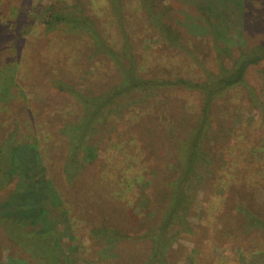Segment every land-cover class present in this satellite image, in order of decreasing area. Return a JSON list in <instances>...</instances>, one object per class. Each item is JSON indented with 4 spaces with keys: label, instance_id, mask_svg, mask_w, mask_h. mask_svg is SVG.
I'll list each match as a JSON object with an SVG mask.
<instances>
[{
    "label": "rangeland",
    "instance_id": "rangeland-1",
    "mask_svg": "<svg viewBox=\"0 0 264 264\" xmlns=\"http://www.w3.org/2000/svg\"><path fill=\"white\" fill-rule=\"evenodd\" d=\"M73 1L0 0V140L18 128L20 149L25 153L34 149L41 166L52 161L60 168L65 141L56 131L80 112L79 105L54 87L52 80H65L82 93H90L99 91L112 73L98 57L87 60L81 56L85 54L82 50L87 42L85 38L64 34L58 28L44 33L46 6L59 8ZM163 1L166 5L173 4L174 20L190 36L185 39L186 45L206 67L215 69L209 42L211 34L218 37L225 49L226 64L231 61L227 57L230 53L234 55L253 44H264V0ZM88 2V12L105 30L106 38H110L114 46L120 45L109 1ZM122 3L125 31L137 48L143 75L164 72L167 69L163 70L162 66H166L172 74L203 78L198 64L181 50L168 49L161 35L147 26L139 0H122ZM246 75L253 91L235 87L217 104L214 131L209 140V147L216 156L214 165L208 171L204 169V181L196 188L188 215L195 235L184 234L173 244L175 264H264V235L255 230L243 234L242 228L241 231L236 228L242 220L235 207L244 190L253 192L251 206L260 207L264 214V59L249 66ZM166 96L135 116L136 120L126 112L121 120L113 121L114 127L94 140L92 150L96 156L78 177L76 185L67 186L59 173L58 190H54L57 204L46 194L50 220L62 231V248L72 255L74 264H92L97 259L105 263L118 255L131 254L137 261L148 251L146 241L117 240L95 247L89 238L92 222L105 219L131 233L141 230H138L142 228L141 220L147 215L134 212L138 201L136 193L122 191L120 196L109 193L104 200L98 198L90 203L87 195L94 177L114 157L109 149L111 144L113 148L114 144H119L133 159L132 165L127 167L129 177L147 164L143 173L152 181L146 189L149 209L152 211L166 201L162 199L167 192L165 179L177 173L173 165L171 128L176 125L180 111L193 115L200 108V97L195 93L173 91ZM168 100L172 103L170 107ZM99 130L104 131L102 127ZM242 165L259 166L260 170L252 175L238 170ZM29 167L31 172L37 170L36 166ZM22 176L25 181L33 180L28 178V172ZM34 176L39 181L47 177L41 171ZM112 179L107 184L109 191L116 188ZM15 182L1 192L0 203L14 191ZM75 199L82 201L75 204L82 212L77 216L71 201ZM21 253L0 229V262L5 264L12 257L11 264H33Z\"/></svg>",
    "mask_w": 264,
    "mask_h": 264
},
{
    "label": "trees",
    "instance_id": "trees-1",
    "mask_svg": "<svg viewBox=\"0 0 264 264\" xmlns=\"http://www.w3.org/2000/svg\"><path fill=\"white\" fill-rule=\"evenodd\" d=\"M108 1L120 34L121 43L118 46H114V42L106 38L105 30L98 26L88 12V0H75L59 8H52L49 5L45 9L48 12L44 33H50L58 28L64 34L85 38L87 42L82 49L85 54L81 56L84 55V59L87 60L98 57L112 72L99 91L92 90L90 93H82L75 85L65 80L59 78L52 80L53 86L67 94L80 109L74 120H67L56 131L57 136L65 141L60 168L52 161L41 166L38 161L39 155L34 149L29 153L20 149L21 145L17 139L18 128L0 140V195L16 181L14 191L0 203V229L12 245L22 252L23 257L28 256L33 264H74L72 255L66 254L62 248V231L49 217L50 202L46 194L51 201L57 199L54 190L59 183L58 174L62 175L67 186L76 185L78 177L96 156L92 150L94 140L101 138L103 133H107V129L114 127L113 121L121 120L126 112L136 120L135 116L153 106L157 100L165 99L167 94L185 91L200 97V108L193 115L180 111L179 116H176V125L171 128L174 134L173 165L177 168V173L173 177L168 175L165 179L167 192L162 199L166 201L154 207L152 211L149 209L146 189L151 186L152 181L143 173L148 168L147 164L140 166L129 177L130 170L127 167L132 165L133 159L119 144H114V148L111 144L109 149L114 157L100 174L94 177L90 185L92 189L90 188L91 191L87 195L90 203L98 198L104 200L109 193L120 196L122 191L134 192L138 196L134 212L140 214L145 212L147 215L145 220H141L142 228H138L141 230L133 233L112 225L106 219L98 223L92 222L88 233L95 247L117 240L148 243L145 256L137 261L132 259L131 254L128 257L118 255L116 259L107 260L105 263L97 259L92 264H175L173 244L184 234L195 235L188 215L196 188L204 181V169L208 171L214 165L216 156L209 147V140L214 131L213 121L217 104L229 90L238 86L251 93L253 90L247 82V69L264 59V44L258 43L238 50L234 55L230 53L227 57L231 61L226 64L223 55L225 49L218 41V37L209 34L215 69L206 67L186 45L185 39L190 36L174 20L173 4L166 5L163 0H139V7L147 26L161 35V40L168 49L181 50L182 54L198 64L203 72V78L193 79L188 75L172 74L169 67L162 66L163 70H167L143 75L139 67L141 60L139 53L136 52L137 48L125 31L122 0ZM170 101L168 100L169 107L172 105ZM101 127L105 132H100ZM29 166H36L37 170L31 172ZM238 170L254 175L260 167L242 165ZM40 171L47 177L39 181L33 174ZM26 172L29 174L28 178L33 180L25 181L22 174ZM97 177L100 178L95 179ZM110 178H113L112 184L116 188L109 191L107 184ZM136 184L137 190L134 191ZM232 185L236 187L234 182ZM252 193L250 190H244L241 201L236 204L235 210L242 220L236 228L238 231L242 228L243 234L255 230L264 235V214L260 207H254V204L251 206ZM71 201L72 208L76 211L75 215H80L81 209L75 204H81L82 201L77 199ZM55 203L57 204L56 200ZM12 261L11 257L5 264H11Z\"/></svg>",
    "mask_w": 264,
    "mask_h": 264
}]
</instances>
